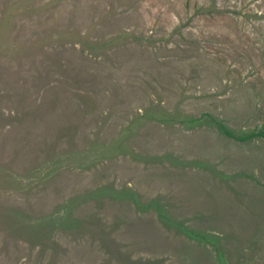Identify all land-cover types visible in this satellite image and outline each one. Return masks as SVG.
<instances>
[{
	"label": "rangeland",
	"instance_id": "rangeland-1",
	"mask_svg": "<svg viewBox=\"0 0 264 264\" xmlns=\"http://www.w3.org/2000/svg\"><path fill=\"white\" fill-rule=\"evenodd\" d=\"M263 130L264 0H0V264H264Z\"/></svg>",
	"mask_w": 264,
	"mask_h": 264
},
{
	"label": "trees",
	"instance_id": "trees-1",
	"mask_svg": "<svg viewBox=\"0 0 264 264\" xmlns=\"http://www.w3.org/2000/svg\"><path fill=\"white\" fill-rule=\"evenodd\" d=\"M221 127L225 129V127H224L223 125H222ZM225 130H226L227 133H229V134H233L232 131L227 130V129H225ZM254 135H262V136H264V130H263V131H258V132H256V133H254L252 136H254ZM235 136H236V135H235ZM240 138H243V137H240ZM245 138H246V137H245Z\"/></svg>",
	"mask_w": 264,
	"mask_h": 264
}]
</instances>
